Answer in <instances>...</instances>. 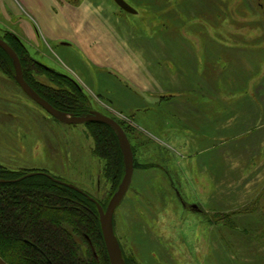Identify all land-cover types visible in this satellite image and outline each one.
<instances>
[{
	"label": "rangeland",
	"instance_id": "obj_1",
	"mask_svg": "<svg viewBox=\"0 0 264 264\" xmlns=\"http://www.w3.org/2000/svg\"><path fill=\"white\" fill-rule=\"evenodd\" d=\"M125 1L136 14L114 0H0V37L25 46L39 86L73 84L85 114L127 129L113 232L130 264H264V0ZM16 82L0 71V163L107 209L125 182L113 194L87 123Z\"/></svg>",
	"mask_w": 264,
	"mask_h": 264
},
{
	"label": "trees",
	"instance_id": "obj_2",
	"mask_svg": "<svg viewBox=\"0 0 264 264\" xmlns=\"http://www.w3.org/2000/svg\"><path fill=\"white\" fill-rule=\"evenodd\" d=\"M0 38L17 53L25 80L41 98L60 112L88 115L83 109L86 97L79 89L73 84L69 90L39 86L32 74L42 69L31 60L21 41L16 37ZM0 71L15 79L14 61L2 47ZM119 124L128 135L124 124ZM87 125L95 142L94 154L106 163L105 176L115 194L125 178L120 137L107 124ZM49 202L57 205L53 207ZM97 203L83 190L70 188L46 171H13L0 163V257L8 264H110ZM84 246L89 252L86 256L82 255ZM91 247L99 253L101 263ZM12 251L27 257L16 258Z\"/></svg>",
	"mask_w": 264,
	"mask_h": 264
},
{
	"label": "water",
	"instance_id": "obj_3",
	"mask_svg": "<svg viewBox=\"0 0 264 264\" xmlns=\"http://www.w3.org/2000/svg\"><path fill=\"white\" fill-rule=\"evenodd\" d=\"M114 2L124 11L136 14L137 11L132 8L125 0H114ZM0 47H2L13 59L15 66V80L20 85V87L24 90V92L30 96L37 104H39L42 108L50 112L51 114L62 113L56 110L50 103L41 98L37 93L33 91L30 85L27 83L24 77L23 68L19 56L17 53L10 47V45L0 38ZM71 123L80 124V123H91L98 122L104 123L111 126L120 137L121 141H125L129 144V139L127 134L125 133L122 126L113 118L106 116L99 112H92L91 115L88 116H79L75 117L71 120ZM126 177H129L127 181L124 180V185L119 189V191L115 194V196L111 199L110 204L107 209H105L100 203H97V208L99 212V219L101 223L102 234L104 237L106 249L108 252L110 264H126L123 256L118 252L117 246L115 243V236L113 232V218L121 201L124 199L125 195L129 190V185L131 183L132 170H128ZM70 188L78 192H82L76 186L71 184H67ZM0 264H8L5 260L0 257Z\"/></svg>",
	"mask_w": 264,
	"mask_h": 264
},
{
	"label": "crops",
	"instance_id": "obj_4",
	"mask_svg": "<svg viewBox=\"0 0 264 264\" xmlns=\"http://www.w3.org/2000/svg\"><path fill=\"white\" fill-rule=\"evenodd\" d=\"M17 83V82H16ZM164 99V98H163ZM163 99H161L162 101V103L163 102H165V101H163ZM187 108L188 107H186V109H178L177 110V113H176V116H178V120L180 121V123H182V122H186L187 123V125L192 121V119H194L193 117H191V116H188V115H184L185 114V111L187 110ZM191 113H194V112H191ZM200 113H201V111H200ZM202 114V113H201ZM184 122V123H185ZM203 123H205V121L204 120H201V124L202 125H204ZM191 125V124H190ZM209 125V123H207V126ZM256 129V128H255Z\"/></svg>",
	"mask_w": 264,
	"mask_h": 264
},
{
	"label": "flooded vegetation",
	"instance_id": "obj_5",
	"mask_svg": "<svg viewBox=\"0 0 264 264\" xmlns=\"http://www.w3.org/2000/svg\"><path fill=\"white\" fill-rule=\"evenodd\" d=\"M123 258H124L126 264H130V263L126 260V258H125L124 256H123Z\"/></svg>",
	"mask_w": 264,
	"mask_h": 264
}]
</instances>
